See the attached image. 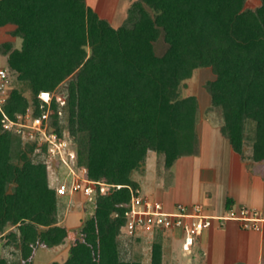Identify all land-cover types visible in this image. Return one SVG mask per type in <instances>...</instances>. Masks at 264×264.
Masks as SVG:
<instances>
[{"label":"trees","instance_id":"16d2710c","mask_svg":"<svg viewBox=\"0 0 264 264\" xmlns=\"http://www.w3.org/2000/svg\"><path fill=\"white\" fill-rule=\"evenodd\" d=\"M137 0L125 23L115 28L86 0H0V28L14 25L7 42L8 72L31 91L10 90L0 109V239L14 245L11 261L33 264L41 247L62 245L67 229L59 224V198L50 186L45 150L33 154L22 138L3 128L33 108L37 118L48 105L42 92L60 93L51 103L50 125L69 134L77 163L87 177L109 185L98 192L95 214L84 225L83 240L65 262L52 264H141L131 241L121 237L138 184L133 174L149 152L166 170L197 149L196 96H182V85L199 69H210L214 108L221 110V134L232 150L264 162V0ZM162 40L165 51L157 53ZM61 113V114H59ZM120 187V188H119ZM151 264H163L155 238Z\"/></svg>","mask_w":264,"mask_h":264},{"label":"crops","instance_id":"0c3cea01","mask_svg":"<svg viewBox=\"0 0 264 264\" xmlns=\"http://www.w3.org/2000/svg\"><path fill=\"white\" fill-rule=\"evenodd\" d=\"M86 3L102 17L104 14L102 4L89 0H86ZM15 29L14 25L0 28V46L10 42L15 45V48L21 47L22 40L11 35ZM0 57L6 61L8 59L7 56L1 54ZM2 69L7 70L0 68ZM200 149V154L180 158L171 169L165 170L172 181L165 183L164 189H168L164 192L162 201L158 202L171 210L178 203L201 204L203 201L204 209L212 216L221 215L232 206L264 209V162H254L250 159L251 153L248 154L245 148L243 158L236 154L219 128L206 126L204 137L202 136L200 140ZM147 164L143 183L141 185L137 183L138 194L141 195L144 191V197L154 198L157 201L152 193V187L147 184L150 182L147 179L153 173L151 171L153 164L149 161ZM160 188H163L161 184ZM77 200L81 203H77ZM82 200H84L83 196L77 194L70 196L68 202L59 203V224L67 229L68 237L60 246L39 248L33 258V264L40 250L48 251L55 256L52 257V261L45 264L58 262L55 261L57 257L62 259L58 263L67 259V257L61 258L62 252L66 249L70 250L75 244L70 242V239L74 235L78 237L77 232L81 231L86 221L78 217L79 221L73 224L69 213L75 209L78 212L83 210L90 212L91 210ZM94 214L95 206L91 216L93 217ZM145 236L142 234L137 242H145ZM197 248L204 251V264H264V225L260 231H245L237 222L232 221L222 226L216 225L206 233L204 232L198 241Z\"/></svg>","mask_w":264,"mask_h":264},{"label":"built area","instance_id":"2783aa9c","mask_svg":"<svg viewBox=\"0 0 264 264\" xmlns=\"http://www.w3.org/2000/svg\"><path fill=\"white\" fill-rule=\"evenodd\" d=\"M9 72L0 70V109L6 103L9 94ZM40 99L48 105L47 111L34 118L33 109L25 115H19L13 121L4 115L3 128L18 134L23 143L33 148V154L43 152L47 155V169L50 186L56 190L58 197L82 195L90 202L98 192L104 194L109 185L95 182L87 177L85 168L78 163V154L73 149V142L66 137H59L50 125L51 103L55 100L61 106L65 98L61 94L42 92ZM61 114V113H59ZM64 170L65 174L62 173ZM56 183V186H52ZM120 188V187H119ZM127 223L121 230V237L129 240L132 236L161 231L179 236L183 241L185 252H192L205 231L216 225L237 222L245 231H260L264 225V209L248 206H232L223 214L212 216L207 214L201 204L178 203L171 210L158 201L133 194L125 214ZM154 235V233L152 234Z\"/></svg>","mask_w":264,"mask_h":264},{"label":"rangeland","instance_id":"374dc122","mask_svg":"<svg viewBox=\"0 0 264 264\" xmlns=\"http://www.w3.org/2000/svg\"><path fill=\"white\" fill-rule=\"evenodd\" d=\"M93 1L96 4L99 2V4H102L104 14H102L103 19H106L110 21L111 25L115 28H118L122 26L128 16V9L131 6V4L137 0H89ZM261 4L260 0H248V7L249 8H257ZM106 17V18H105ZM156 49L158 54L164 53L166 47L165 43L160 40L156 43ZM0 68L7 69L8 71V64L7 61L0 57ZM215 79L214 74L210 69H199L194 72V75L191 79L185 81L182 85V96L188 97V96H196L198 99V107L196 110V135H197V149L196 153L194 155L200 154V140L202 139V136L204 137V129L207 127H212L214 129L221 128L223 125L221 110L214 108L212 106L211 102V95L208 91V83ZM9 86L11 89L13 88H19L25 92V95L28 98H31L32 94L30 89H28L23 84H19L16 80V76L9 72ZM60 94V93H57ZM33 109V108H32ZM66 137H69V134H66ZM23 148L28 149V146L26 143H23ZM73 149L77 151V148L75 144H73ZM245 151H247L248 154L251 153V145L246 144ZM78 154V153H77ZM151 154V153H149ZM148 154V158L146 163L142 166L140 170L135 172L133 174L134 180L141 185L144 181V174L147 171L148 161L153 164V169L151 170L153 173L150 174V178L147 179V181H150L149 186L152 187V193L155 196V199L157 201H162V197L164 196V192L167 191L168 188L164 189L165 183L172 181L170 179L169 173L166 172L164 167V159L162 156H160V159H158L156 153H152L151 155ZM85 168V167H81ZM86 169V168H85ZM64 170L62 173L65 174ZM87 171V169H86ZM166 172V173H165ZM160 184L163 186V188H160ZM52 186H56V183ZM167 186V185H166ZM142 197L145 196L144 191L141 193ZM82 196V195H80ZM70 196L66 197H58L59 203H66L68 202ZM82 202L85 203V206H89L91 208L89 211H77L72 210L69 213V218L71 220V223H76L79 221L78 217H82L83 219H86L85 223L92 218L91 213L94 211V206L96 199L91 201L87 200L86 197L83 196ZM151 201H155L154 198H149ZM85 201V202H84ZM89 201V203H88ZM81 203V201L77 200V203ZM195 204V203H193ZM201 205L204 207V202H201ZM68 225V224H66ZM83 225V227H84ZM69 226V225H68ZM83 229V228H82ZM81 231L77 232V238L72 237L70 239V242L76 243L78 240H83L84 235ZM154 233V235H152ZM206 233V231H205ZM79 234V235H78ZM161 239L162 246H163V264H204V251L197 248L198 243L194 246L192 252H185L183 249V241L177 237H174L169 232H161L156 231L152 233H148L145 236V242H137L138 236H132L129 241L132 242L133 248H134V254L133 258L134 261L140 262L141 264H151V255H152V247L155 238ZM75 238V239H74ZM125 240V239H124ZM128 241V240H125ZM8 240L7 238L3 237L0 239V256L1 257H8L11 261L16 257L15 254V246L14 245H7ZM64 244V243H63ZM203 249H204V237H203ZM57 247V246H55ZM54 248V247H53ZM66 249V248H65ZM63 251V250H62ZM38 258L35 260V264H45L47 262L52 261V257H55L51 253L45 250H40L38 253ZM70 250L66 249L61 254V258L64 257V259L69 257ZM12 258V259H11ZM67 260V259H66ZM64 260V262L66 261ZM55 261L61 262L62 259L60 257L55 258ZM24 264V263H22Z\"/></svg>","mask_w":264,"mask_h":264}]
</instances>
